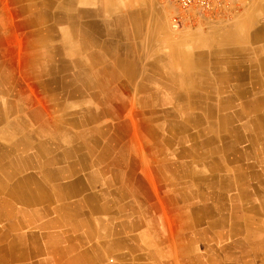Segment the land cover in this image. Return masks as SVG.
Segmentation results:
<instances>
[{
	"label": "crops",
	"instance_id": "0c3cea01",
	"mask_svg": "<svg viewBox=\"0 0 264 264\" xmlns=\"http://www.w3.org/2000/svg\"><path fill=\"white\" fill-rule=\"evenodd\" d=\"M248 6L179 34L155 0H0L13 263L264 264V0ZM76 96L111 111L68 118Z\"/></svg>",
	"mask_w": 264,
	"mask_h": 264
},
{
	"label": "rangeland",
	"instance_id": "374dc122",
	"mask_svg": "<svg viewBox=\"0 0 264 264\" xmlns=\"http://www.w3.org/2000/svg\"><path fill=\"white\" fill-rule=\"evenodd\" d=\"M155 3L157 4L159 8L162 9L164 13V17L168 22L169 30L172 31L173 33L175 32L179 34L181 32H185L184 34H187V33H193V32H201V31L209 32L211 30L217 31V33L223 32L224 30H226L227 27H230L236 24L240 18H243V16L246 14V9L249 7L248 6L249 0H236L235 4L232 7H230L228 10L223 12L222 14L211 15V14H207L203 12L191 11L187 14V18L183 24H180L179 26H175L172 22V16L176 14L177 12H179L178 8L175 5L165 0H155ZM74 58L75 56H72V55L67 56L68 64H70ZM20 73L22 74L23 72H20ZM69 77L75 80L76 73L69 71ZM104 94L106 95V99L111 98L110 97L111 89L108 88ZM78 99H79V96H76L73 99H69L68 118L73 119L79 113H85L90 107L95 110L105 109L107 113L109 112V110L111 111V102H104L100 104L98 103L81 104V103H78ZM45 105L46 104H44V106ZM37 106H39L40 110L43 109L40 104H37ZM170 108H172L171 104H165L163 106V109L165 110L170 109ZM136 109H137L136 106L133 105L131 108V111L134 112ZM107 120L109 119H106L105 121ZM119 128H120L121 135L117 138H119L121 141V138L125 139L126 136L124 134V131L127 130L128 127L125 124H122V127H119ZM20 153H22V151H20ZM141 153H145V152H141ZM108 155L111 157V152H109ZM228 200L230 202V199ZM30 232L40 234L42 230L33 229V230L20 231L21 234L22 233L25 234L26 239H27V233L30 234ZM11 234L12 232L8 230L7 228L3 230V238L0 239V245L1 244L4 245L5 251H4V254L0 255V264H32V262L31 263H27V262L26 263H13L11 261V255L7 253L8 247L6 246L7 244H9L8 242L11 240Z\"/></svg>",
	"mask_w": 264,
	"mask_h": 264
},
{
	"label": "built area",
	"instance_id": "2783aa9c",
	"mask_svg": "<svg viewBox=\"0 0 264 264\" xmlns=\"http://www.w3.org/2000/svg\"><path fill=\"white\" fill-rule=\"evenodd\" d=\"M175 5L179 12L172 16L175 26L183 24L187 14L191 11L203 12L211 15L222 14L232 7L236 0H165Z\"/></svg>",
	"mask_w": 264,
	"mask_h": 264
},
{
	"label": "bare ground",
	"instance_id": "6f19581e",
	"mask_svg": "<svg viewBox=\"0 0 264 264\" xmlns=\"http://www.w3.org/2000/svg\"><path fill=\"white\" fill-rule=\"evenodd\" d=\"M111 5V4H110ZM259 5V4H258ZM136 21V20H135ZM151 22V21H150ZM129 23V22H128ZM54 28V27H53ZM97 37V36H96ZM133 39V38H132ZM99 40V39H98ZM97 40V41H98ZM93 42V41H92ZM137 48H138V46H137ZM51 68V67H50ZM114 73V72H113ZM112 73V74H113ZM227 77V76H226ZM229 77V76H228ZM236 77V76H235ZM115 78V77H114ZM230 79V78H229ZM189 82V81H188ZM256 85V84H255ZM186 86V85H185ZM262 101V100H261ZM87 120V119H86ZM87 122H89V121H87ZM90 125V124H89ZM100 136V135H99ZM63 137V136H62ZM65 137V136H64ZM97 137V136H96ZM196 142V141H195ZM96 143V142H95ZM98 143V142H97ZM83 144V143H82ZM94 144V143H93ZM84 147V146H83ZM105 149V148H104ZM103 154V153H102ZM214 158V157H213ZM252 171V170H251ZM236 173V172H235ZM261 173V172H260ZM239 175H240V173H239Z\"/></svg>",
	"mask_w": 264,
	"mask_h": 264
}]
</instances>
